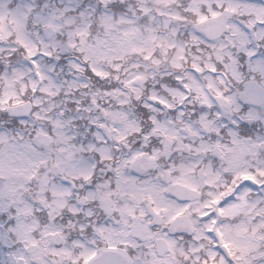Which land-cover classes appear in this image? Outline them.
<instances>
[{
    "label": "clouds",
    "instance_id": "9594fccd",
    "mask_svg": "<svg viewBox=\"0 0 264 264\" xmlns=\"http://www.w3.org/2000/svg\"><path fill=\"white\" fill-rule=\"evenodd\" d=\"M0 264H264V0H0Z\"/></svg>",
    "mask_w": 264,
    "mask_h": 264
}]
</instances>
